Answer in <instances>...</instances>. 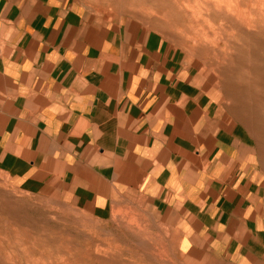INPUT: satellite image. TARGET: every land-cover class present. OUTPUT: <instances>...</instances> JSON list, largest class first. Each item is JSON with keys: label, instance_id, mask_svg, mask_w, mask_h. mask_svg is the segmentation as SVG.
Segmentation results:
<instances>
[{"label": "crops", "instance_id": "obj_1", "mask_svg": "<svg viewBox=\"0 0 264 264\" xmlns=\"http://www.w3.org/2000/svg\"><path fill=\"white\" fill-rule=\"evenodd\" d=\"M217 107L155 31L75 0H0V173L26 190L95 213L146 203L181 249L226 245L252 231L261 184Z\"/></svg>", "mask_w": 264, "mask_h": 264}, {"label": "rangeland", "instance_id": "obj_2", "mask_svg": "<svg viewBox=\"0 0 264 264\" xmlns=\"http://www.w3.org/2000/svg\"><path fill=\"white\" fill-rule=\"evenodd\" d=\"M75 1L100 24L155 31L192 67L260 174L256 218L226 245L210 234L181 249L146 203L90 212L61 187L34 193L0 173V264H264V0Z\"/></svg>", "mask_w": 264, "mask_h": 264}]
</instances>
